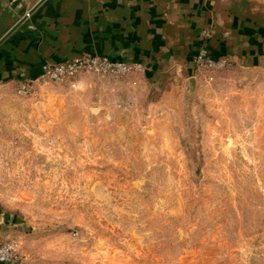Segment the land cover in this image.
<instances>
[{
    "label": "rangeland",
    "instance_id": "obj_1",
    "mask_svg": "<svg viewBox=\"0 0 264 264\" xmlns=\"http://www.w3.org/2000/svg\"><path fill=\"white\" fill-rule=\"evenodd\" d=\"M0 88L21 262L264 264V62Z\"/></svg>",
    "mask_w": 264,
    "mask_h": 264
},
{
    "label": "crops",
    "instance_id": "obj_2",
    "mask_svg": "<svg viewBox=\"0 0 264 264\" xmlns=\"http://www.w3.org/2000/svg\"><path fill=\"white\" fill-rule=\"evenodd\" d=\"M0 42V88L83 56L139 64L162 84L192 71L202 46L239 66L264 62V0H0ZM12 235L0 219V239Z\"/></svg>",
    "mask_w": 264,
    "mask_h": 264
},
{
    "label": "built area",
    "instance_id": "obj_3",
    "mask_svg": "<svg viewBox=\"0 0 264 264\" xmlns=\"http://www.w3.org/2000/svg\"><path fill=\"white\" fill-rule=\"evenodd\" d=\"M194 64L196 67L217 69L231 65L232 62L228 58H212L207 47L202 46L194 58ZM141 70V65L129 61H114L109 57L101 56H83L54 65L44 64L39 78L20 83L19 92L27 95L35 82L41 80L64 82L72 80L84 72L125 76ZM20 262L21 259L18 255L16 244L12 241L0 239V264H16Z\"/></svg>",
    "mask_w": 264,
    "mask_h": 264
},
{
    "label": "water",
    "instance_id": "obj_4",
    "mask_svg": "<svg viewBox=\"0 0 264 264\" xmlns=\"http://www.w3.org/2000/svg\"><path fill=\"white\" fill-rule=\"evenodd\" d=\"M26 20V18H23L2 40L4 41L14 30H16L24 21ZM0 42V43H1Z\"/></svg>",
    "mask_w": 264,
    "mask_h": 264
}]
</instances>
